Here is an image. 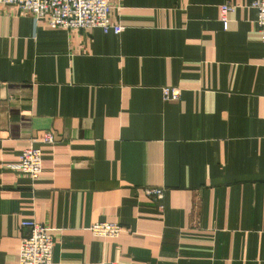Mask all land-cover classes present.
<instances>
[{
	"label": "crops",
	"instance_id": "obj_1",
	"mask_svg": "<svg viewBox=\"0 0 264 264\" xmlns=\"http://www.w3.org/2000/svg\"><path fill=\"white\" fill-rule=\"evenodd\" d=\"M253 1L120 0L119 35L0 5V264H19L24 220L54 235L51 264H264ZM29 146L43 153L36 181L8 167ZM99 221L124 231L96 236Z\"/></svg>",
	"mask_w": 264,
	"mask_h": 264
},
{
	"label": "built area",
	"instance_id": "obj_2",
	"mask_svg": "<svg viewBox=\"0 0 264 264\" xmlns=\"http://www.w3.org/2000/svg\"><path fill=\"white\" fill-rule=\"evenodd\" d=\"M120 0H0V5L16 7L19 12L31 15L38 25L41 19L50 27H62L69 30L101 28L104 33L119 35L125 27L113 18V10L120 7ZM252 6L256 9V22L264 44V0H254ZM235 6L225 4L221 6L222 21L228 24V13L234 11ZM165 101H176L181 97L179 87H162ZM57 136L53 131L43 133V142L54 143ZM9 168L19 170L36 181L43 170V153L41 148L29 146L20 155L19 162L8 165ZM146 193L153 199L164 197V188L149 187ZM22 227L27 232L21 239L19 247V264H51L55 247L54 235L47 225L35 220H24ZM90 230L96 236L117 238L124 231L118 222L99 221L92 223Z\"/></svg>",
	"mask_w": 264,
	"mask_h": 264
}]
</instances>
